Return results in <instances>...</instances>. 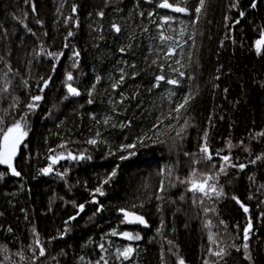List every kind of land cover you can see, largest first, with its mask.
<instances>
[{
    "label": "trees",
    "instance_id": "16d2710c",
    "mask_svg": "<svg viewBox=\"0 0 264 264\" xmlns=\"http://www.w3.org/2000/svg\"><path fill=\"white\" fill-rule=\"evenodd\" d=\"M161 2L0 0V87L11 80L9 93H0L2 126L27 113L28 133L16 159L20 176L0 164L2 264H178L180 258L184 264H264V45L259 53L256 48L264 38V0H255L254 8V0H206L195 23L198 0H169L189 14L162 9ZM161 33L171 39L162 41ZM159 75L178 84L154 87ZM49 77L44 87L41 78ZM66 83L81 96H70ZM189 92L186 110L169 118ZM35 95L42 99L30 110ZM13 103L18 106L9 109ZM205 133L211 161L200 153ZM92 139L97 143H88ZM128 152L135 155L121 160ZM60 155L65 158L53 166ZM193 159L201 162L193 165ZM240 164L246 167L232 166ZM49 165L46 176L41 169ZM193 167L197 178L213 174L210 183L223 195L208 199L187 191L179 179ZM100 186L103 196L95 193ZM120 209L140 214L147 226L125 223ZM124 232L141 239L128 240ZM125 247L133 248L128 259L119 256Z\"/></svg>",
    "mask_w": 264,
    "mask_h": 264
},
{
    "label": "snow or ice",
    "instance_id": "6c2138e0",
    "mask_svg": "<svg viewBox=\"0 0 264 264\" xmlns=\"http://www.w3.org/2000/svg\"><path fill=\"white\" fill-rule=\"evenodd\" d=\"M205 2L206 0H198V4L194 7V13H195V20L193 21V23H195L196 21L199 20L201 14H202V10L205 7ZM159 7L162 9H170L174 12L177 13H186L189 14V8L187 6L184 7H180V6H174V2L170 3L169 0H162V2L159 4ZM252 7H256L255 4V0L252 3ZM33 11H35V6L33 5ZM73 11H75V6L73 7ZM100 15H103V13H101ZM241 16H243V12L240 13ZM71 19V18H69ZM165 23H167L169 20H171V17H163L162 18ZM238 23V21H237ZM113 28L118 32L120 31L119 27L116 25H113ZM69 36L72 35V32L68 33ZM160 39L162 41L164 40H168L171 39L170 37H165L163 35V33H161ZM261 45H264V38H261L259 40L256 41V48H257V52L259 53ZM67 46V45H66ZM123 51V49L121 50ZM174 54L172 50L169 51L168 55ZM47 55L52 56L54 58H57L62 55V53H47ZM75 57H79V52H75L74 53ZM78 62V61H76ZM153 63H155V61H153ZM161 67H163V65H161ZM13 70L11 69V67L8 68V72L4 73V76L7 77L8 73L12 72ZM53 71H55V65H53ZM180 76H184V73L181 72ZM43 80V86L47 87L48 84V80L51 79V77H49L48 79H44L41 78ZM74 79L73 75L71 72H68L66 74V81H72ZM121 81L124 79L123 76H121ZM156 81L157 83L154 85V87H159L160 84L159 82L164 81L168 84L171 85H176L178 84V81L175 79H166V77L164 75H159L156 76ZM11 87V80H5V82L3 83V86L0 87V93H4L7 94L9 93V89ZM115 87V85H114ZM66 88H67V92L68 94L72 95V96H79L80 92L78 91L77 88L73 87L71 83H66ZM41 91H43V88L40 89ZM192 93L189 92L188 94H186L180 102H178L174 108L171 110V112L176 113V116L173 117L171 116V113L169 114V118H178L179 114L181 113V110L185 109V106L189 103V100L191 98ZM67 98V97H66ZM15 99V98H14ZM42 99V96L40 95H35L31 98L32 102L28 103L26 105V107L30 110L35 109L38 105L36 104V102L40 101ZM89 103H91V101H89ZM18 106V103H13L9 105V109H15ZM8 109L4 110V114L7 115L8 114ZM27 123V113L22 116L19 120H15L11 125L7 126L6 128L3 127L2 125L4 124V116L0 115V164L3 165H7L8 168L11 170V174L14 176H20V173L18 171H16L15 167L13 166V159L16 157L17 152H18V148L20 146V144L22 143V141L24 140V138L28 135L27 131L25 130V126ZM160 123H163V121L161 120ZM156 127V126H154ZM177 135H180V133H177ZM260 135H264V133H261ZM88 143L90 144H96L97 141L95 139L89 140ZM137 143L144 145V140L138 138ZM136 144H128V145H124L122 146V150L126 151L128 149L131 148H135ZM229 147H231V145H229ZM200 153L202 154V160L204 161H211L213 159L212 154L209 152V149L207 147V133H205V143L201 146L200 148ZM135 155L134 152H128L127 156H121L120 159L121 160H126L129 158V156H133ZM185 155H190L188 153H185ZM194 155V154H193ZM69 156L71 159L76 160V159H85L86 157L81 154L79 157L72 155L71 153H69ZM65 157L63 155H60L58 157H54L52 158V163L55 164L57 162V160L59 159H64ZM88 159H90V157H87ZM222 159L225 162H228L230 160V157L228 155H225L222 157ZM261 159V157H257V160ZM201 160H197V159H193L191 161V163L193 165L200 163ZM252 163H256L255 160L252 161ZM233 167H239L241 170H243L246 165L244 164H240V165H232ZM117 167H119V165H117ZM219 171L221 173L225 172V169L223 167H221L219 169ZM42 174L44 175H48L50 172H52V167L51 165H49V167L43 168L41 169ZM165 170L162 169L161 172L159 173V175H164ZM167 172L169 174V176L171 175V169H167ZM3 174H0V177H2ZM116 175V170L114 169L112 171V173L110 174V176L104 181V183H108L112 177H114ZM201 178H197V169L195 167H193L191 174L188 178L186 179H179V183L180 184H186L188 185L187 187V191L192 192L194 194L199 193L202 195V197L204 198H208L211 199L213 195H215L216 197H219L221 195H223V190L222 188L218 190L217 185L215 183H210V181H212L214 179V175L211 173H201L200 174ZM173 187H175V185H171ZM165 189V185H164V181L161 180L160 182V188L159 191L160 192H164ZM95 193H98L100 196H103L105 193L102 191V186L97 187L95 189ZM157 199H162L161 196H157ZM181 199H183V197H181ZM233 199H236L235 197H233ZM94 203H99L97 200H95V198H93ZM237 202L239 203V201L237 200ZM193 203H197L196 199L193 200ZM200 203H203V199L200 200ZM243 207V205H241ZM79 209V212H82L84 210V205H78L77 206ZM100 209L98 208L97 211H99ZM120 211L123 213L124 219L128 222H134V223H139L142 225L147 226L146 221L144 219L143 216L136 214L135 212H131L125 209H120ZM208 211H214V209H205V212ZM244 211L247 212L248 209L245 207ZM79 212L77 213V215H79ZM76 217H70L69 219H75ZM65 223H68L67 221ZM221 223H223V221H221ZM208 227L211 226V221L208 222V224L206 225ZM252 229V224L251 221L249 220V223L247 225V227L244 229V240L247 241L249 239V232ZM112 235H116V232H113ZM121 235H123L126 239L128 240H140L141 237L138 234H132L129 232H124L121 233ZM209 240L213 243H215V239H214V235L210 234L209 235ZM35 244L36 247L39 249V255L40 256H45L46 252H45V248L43 247V245L40 242L39 236L36 235V239H35ZM101 248H103V245H100ZM243 249L245 252V257L250 259L251 257L248 255V248L249 245L247 242H245L243 244ZM239 250V249H237ZM119 251V250H118ZM210 254L215 255V256H222L224 254V249H220L219 252H212L211 249L209 250ZM133 252V248L131 247H125L122 251H119V256L123 257L124 259H128V257L132 254ZM0 264H2V262H0ZM97 264H99V262H97ZM105 264H107V262L105 261ZM178 264H184V260L183 258H180L178 260ZM204 264H208V261L205 260Z\"/></svg>",
    "mask_w": 264,
    "mask_h": 264
},
{
    "label": "water",
    "instance_id": "95a60500",
    "mask_svg": "<svg viewBox=\"0 0 264 264\" xmlns=\"http://www.w3.org/2000/svg\"><path fill=\"white\" fill-rule=\"evenodd\" d=\"M73 86V85H72ZM73 87H75V86H73ZM76 88V87H75ZM65 89H66V91H67V88L65 87ZM79 91V90H78ZM80 92V91H79ZM70 95V94H69ZM70 96H72V95H70ZM81 96V92H80V95L79 96H72V97H74V98H78V97H80ZM222 159V158H221ZM79 160H81V159H79ZM223 160V159H222ZM49 175V174H48ZM48 175H46V176H48ZM92 203H94V202H92ZM242 204H241V202H239L238 203V206L242 209V212L243 213H246L245 211H244V208H245V206H241ZM248 210H249V208L248 207H246ZM117 214L122 218V220L125 222V223H127V224H129V225H131L132 227H138V226H143L142 224H139V223H134V222H128V221H126L125 219H124V216H123V213L119 210L118 212H117ZM136 214H138V213H136ZM138 215H140V214H138ZM145 219V218H144Z\"/></svg>",
    "mask_w": 264,
    "mask_h": 264
},
{
    "label": "flooded vegetation",
    "instance_id": "af4514ba",
    "mask_svg": "<svg viewBox=\"0 0 264 264\" xmlns=\"http://www.w3.org/2000/svg\"><path fill=\"white\" fill-rule=\"evenodd\" d=\"M23 143H24V142H22V143L20 144V146H19V148H18L17 155H16V157L13 159V162H12V163H13V166H14V167H15V165H16V159H17V156H18V154H19V152H20L21 147L23 146ZM51 163H52V162H51ZM52 165H53V166L57 165V162H56L55 164L52 163ZM52 170H53V168H52Z\"/></svg>",
    "mask_w": 264,
    "mask_h": 264
},
{
    "label": "bare ground",
    "instance_id": "6f19581e",
    "mask_svg": "<svg viewBox=\"0 0 264 264\" xmlns=\"http://www.w3.org/2000/svg\"><path fill=\"white\" fill-rule=\"evenodd\" d=\"M68 93V92H67Z\"/></svg>",
    "mask_w": 264,
    "mask_h": 264
}]
</instances>
